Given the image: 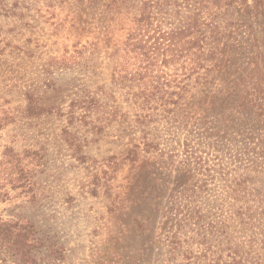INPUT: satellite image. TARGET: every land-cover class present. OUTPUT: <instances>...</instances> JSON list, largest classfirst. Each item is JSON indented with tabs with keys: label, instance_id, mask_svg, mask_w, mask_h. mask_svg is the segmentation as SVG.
I'll list each match as a JSON object with an SVG mask.
<instances>
[{
	"label": "trees",
	"instance_id": "1",
	"mask_svg": "<svg viewBox=\"0 0 264 264\" xmlns=\"http://www.w3.org/2000/svg\"><path fill=\"white\" fill-rule=\"evenodd\" d=\"M22 1L0 0V19L25 18L29 9H23ZM253 1L251 18H256L262 0ZM247 2L78 0L75 10L89 25L100 26L112 45L106 47L97 38L85 44L76 41L71 51L64 45L63 52L47 57L42 64L46 90H57L58 76H74L76 92L63 107L65 112L62 105H44L37 94L25 91L17 106H10L11 100L2 112L5 118L0 117V130L3 123L6 129L19 121L52 115L65 118L68 128L82 125L97 134L114 128L137 130L139 138L127 151L104 159L107 170L103 175L110 179L125 161L134 164L141 152L158 153L170 160L174 151L183 148L178 151L185 162L206 177L200 179L201 186H188L186 193H193L194 187L203 191L207 185L223 193L211 200L185 193L182 204H172L168 214L174 232L169 252H181L186 245L187 264L201 263L202 258L203 264L206 260L207 264H264V75L255 62L232 87L213 90L211 80L215 73L211 62L226 37L225 28L220 27L225 14L236 3L252 9ZM44 5V16L55 18L57 1L45 0ZM71 22L76 25L74 19ZM50 25L55 33L60 28L58 20ZM7 51L20 57L14 47ZM102 71L107 72L106 77ZM207 99L216 101L212 107L222 114L213 115L211 123H200L213 133L205 131L199 140L170 133L169 125L184 127L182 123L194 113V107ZM225 142L233 145L226 147ZM230 151L235 155L226 156ZM44 156L40 150L18 152L5 147V197L19 191L35 203L32 178L42 174ZM0 244L18 264H33L35 250L43 245L34 224L22 217L0 222Z\"/></svg>",
	"mask_w": 264,
	"mask_h": 264
},
{
	"label": "rangeland",
	"instance_id": "2",
	"mask_svg": "<svg viewBox=\"0 0 264 264\" xmlns=\"http://www.w3.org/2000/svg\"><path fill=\"white\" fill-rule=\"evenodd\" d=\"M44 1L23 0V9H29L25 18L0 19L1 118H5L2 112L9 107V102L13 101L10 106H17L25 91L37 94L44 105H62V110H66L63 107L76 92L72 87L74 76L62 74L58 76L57 90H46L42 74L44 60L63 52L64 45L71 51L70 46L76 41L85 44L97 38L106 47L113 43L107 41L109 35L103 36L100 26L89 25L90 22L75 10L78 0H56L55 18L44 16ZM246 5L252 9L236 3L226 12L224 23L220 25L225 28L226 37L217 46V54L211 62L215 69L211 79L213 90L239 83L255 62L264 75V0L257 4L259 15L256 18H251L255 13L254 1L248 0ZM57 20L60 28L55 33L50 24ZM113 33L117 38L118 32ZM11 47L16 53L20 52V57L7 54ZM106 75L107 72L102 71V77ZM214 102L217 104L207 99L199 108L195 106L194 113L182 123L184 127L177 129L179 123L169 125L170 133L174 132L180 139L187 136V139L197 140L205 131L213 133L200 123H211L213 115H222L212 107L216 105ZM3 125L0 130V222L22 217L34 224L43 245L35 250L33 264H187L186 245L181 252H169L174 222L168 213L172 204L183 203L188 186L194 183L201 186L200 179L206 177L185 162V156L179 152L183 148L174 151L170 160L158 153L141 152L134 164L125 161L115 178L110 179L103 175L107 170L104 159L127 151L139 138L137 130L114 128L97 134L82 125L68 128L66 119L56 115L19 121L6 129L5 123ZM225 144L226 147L233 145ZM6 146L18 152L40 150L45 155L42 174L32 178L35 203L19 191L8 192L5 197ZM228 155L235 153L230 151ZM117 163L118 168L120 162ZM206 187L211 190L194 187L193 193L186 195L211 200L223 193L212 189L213 185ZM192 245L197 247L195 243ZM200 260L197 264L204 263L203 258ZM18 263L0 244V264ZM207 263L209 260L205 261Z\"/></svg>",
	"mask_w": 264,
	"mask_h": 264
}]
</instances>
